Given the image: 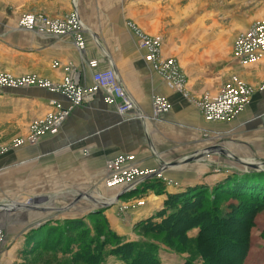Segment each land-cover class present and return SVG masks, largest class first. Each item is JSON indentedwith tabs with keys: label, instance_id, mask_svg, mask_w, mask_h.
Returning <instances> with one entry per match:
<instances>
[{
	"label": "rangeland",
	"instance_id": "1",
	"mask_svg": "<svg viewBox=\"0 0 264 264\" xmlns=\"http://www.w3.org/2000/svg\"><path fill=\"white\" fill-rule=\"evenodd\" d=\"M126 4V26L134 35L136 46L147 54L154 76L158 75L165 86L189 102L205 125L200 132L187 134L188 150L172 161L184 163L168 169L170 175L166 176L167 172L159 174L163 165L158 166L159 161L151 162L148 168L121 161L118 171L111 174L107 172L111 169L109 164L119 158L107 153L80 156L76 147L69 150L64 147L66 150L59 152V147L52 146L54 143L50 141H59V132L67 119L82 117L84 112L91 116L92 109L87 105L95 97L94 92L73 107L70 102H62L65 107L60 108L65 110V116L60 118V125L50 129L54 124H46L45 120L56 114L58 96L65 97V94L38 84L65 88L66 79H78V73L71 72L70 68L72 75L65 80L54 83L44 78L43 68L51 69L54 64L48 56L50 49L56 50L53 45L71 49L73 39L76 48L77 40H81L85 49L73 6H67L66 0H0V80L16 83L33 78L39 81L21 88L0 86V206H11L0 209V264H150V259L153 264H264V199L246 195L247 190L243 194H220L216 188L234 174L254 173L264 177V129L261 127L264 118L247 126L237 124L243 115L249 117L254 112L248 107L256 90L239 80L235 71L258 63L264 55L257 50L252 59H245L251 47L240 46L238 42L252 28L256 31L255 42L264 37V5L253 0H128ZM41 17L49 22L71 17L76 30L66 36L41 35L39 31L45 30L44 23L36 22ZM251 17L254 18L249 20ZM30 22L33 30H27ZM244 25L248 29L237 34L235 31ZM202 37H215L216 43L196 44L195 39ZM83 49L77 48L81 52ZM160 70L165 73L161 75ZM237 83L251 93L244 94L245 99L234 108L232 117L207 121L201 113V101L205 97L212 101L224 88L238 90ZM219 85L222 87L215 94H201L213 92ZM12 89L32 92L42 107L52 103L56 106H51L53 110L49 113L41 112L40 105L11 97ZM155 101L168 107L164 99L153 97L151 110ZM169 110L168 107L160 114L150 112L144 116L150 121L162 122ZM261 113L257 111L250 118ZM150 114L156 116L152 118ZM134 116L132 111L124 118L135 120ZM40 123L44 124L39 126ZM69 127L68 131L73 128ZM95 128L103 129L100 126L92 129ZM162 162L169 164L165 159ZM152 174L164 177L165 182L147 177ZM138 181L144 184L142 192L127 191L130 192L127 197L115 200L118 191ZM186 194L197 200L198 218L183 233H178L174 230H179L188 217L182 215L181 204H171L169 199ZM112 199L113 205L94 216L88 215ZM143 207L151 213L138 217ZM113 216L120 223L119 229L111 221ZM34 230L41 231L34 233ZM47 230L48 233H41ZM58 234L60 243L56 246L36 243L45 239L50 245L53 242L50 240ZM204 239L208 242L206 245ZM86 243L88 257L77 256ZM123 244L137 246H133V253L136 248L138 251L134 254L137 260ZM101 250L98 259H89Z\"/></svg>",
	"mask_w": 264,
	"mask_h": 264
},
{
	"label": "crops",
	"instance_id": "2",
	"mask_svg": "<svg viewBox=\"0 0 264 264\" xmlns=\"http://www.w3.org/2000/svg\"><path fill=\"white\" fill-rule=\"evenodd\" d=\"M253 1L255 4L264 5V0ZM126 2L128 0H66L67 6H73L71 9L76 14L75 21L80 27L79 31L85 43V49L83 52L78 51L73 43L74 39L70 41L71 49L53 45L56 50L50 49L48 56L50 60L54 61V67L51 64V69L43 68L44 70L41 72L45 79L55 83L65 80L75 70L78 73L77 85L84 90H89L94 88L92 75L97 71L111 68L137 109L135 111L136 116H134L135 120L126 121L116 112V105L106 104L104 92L96 90L92 103L87 105L89 109H92L91 116L84 112L82 117L72 116L73 119H67L65 121L67 123L59 132V141L56 139V141L51 140L50 142L54 143L52 146L59 147V152L62 149L69 150V148L76 147L75 149L78 150L80 156H84L85 153H89V156H101L107 153L112 158H128L132 164L146 165V168L153 161L157 163L159 161L158 166H161L162 163H165L162 162L163 159L168 161L167 163H172L174 159L180 157L181 153L188 150L187 134L200 132L205 124L193 107L188 104L189 102L165 86L158 75L154 76L153 68L150 67L151 63L149 64L147 61V54L139 50L135 44L134 35L126 26L128 17ZM61 10H63L62 7ZM261 12L263 11L261 10ZM253 18L251 17L249 20ZM240 28L235 31L238 32L237 34L245 32L248 26L244 25ZM73 30H76V25ZM215 40V37L209 39L202 37L195 39V42L198 45H212L216 43ZM48 46L51 45L48 44ZM46 52L48 51L46 50ZM57 65L59 68H56ZM69 68L72 69L71 72ZM235 71L239 80L256 90L248 107L254 112L249 117L244 113L245 115L237 121V124L247 126L264 118V55L258 63ZM221 87L219 85L215 91H205L201 94H215ZM10 92L17 93L9 94L24 103L42 105L37 98L31 95L32 92L26 91L21 92V94L16 89H12ZM153 97L164 99L170 109L162 122L150 121L145 118L150 112L152 113L151 100ZM58 100L55 102L59 107H65L62 102L69 104V98L61 95L58 96ZM43 110L49 113L53 108L50 105L46 108L44 104V107L41 106V112ZM257 111H263V113L250 118ZM142 116L144 117L142 118ZM253 119H255L254 122ZM71 121L73 122L71 123ZM262 125V129H264V122ZM69 126H72L75 132L72 129L68 131ZM98 126L103 127V129L99 131L96 128L92 129ZM77 128L80 129L77 130ZM96 146L98 147L95 149ZM48 156L51 157V155ZM163 172H167L164 176L170 175L168 169ZM154 180L162 182L164 177ZM173 182L176 183L177 180H173ZM141 189H144V184L136 188L137 191L142 192ZM112 203L114 204L111 201L110 204ZM141 211L144 214L138 213V217L142 215L146 217L151 213L147 207L141 208ZM109 218L111 219V215ZM113 219L111 220L113 225L119 229L118 219H115L114 216ZM113 225H111L112 228H115Z\"/></svg>",
	"mask_w": 264,
	"mask_h": 264
},
{
	"label": "built area",
	"instance_id": "3",
	"mask_svg": "<svg viewBox=\"0 0 264 264\" xmlns=\"http://www.w3.org/2000/svg\"><path fill=\"white\" fill-rule=\"evenodd\" d=\"M42 18V17H41ZM38 18L36 22L41 21L44 23L45 30H40L39 34L44 35V34H49L52 36H66L71 34L74 30L73 27L75 26L74 21L71 17L69 18H60L58 21H45V19ZM73 24V27L71 26ZM33 23L29 24L27 27V30H33L32 26ZM255 29H251L250 33L247 36H241L238 40L240 46H246L248 49L251 50L249 55L245 57V59H252L253 55H255L257 50H260L264 52V37L259 38L256 40L253 39L255 36ZM77 40V38H76ZM82 41L77 40V48L79 50L83 49V44L81 43ZM249 43V44H247ZM237 46V44H236ZM248 53V52H246ZM167 71V70H165ZM161 75L165 73L164 71L160 70ZM36 81L35 79L31 78L30 79H25L22 80L20 79L16 83H11L9 80H0V86L2 88L6 89H11V88H21L24 87L28 84L32 85L35 84ZM92 82L94 84V88L89 89V90H81L77 87V83L75 79H66L65 83L66 86L65 88H62L61 86H52L50 84H44V83H39L38 85L42 88H46L48 90H51L52 92H61L62 94H65L64 96L66 98H69V102L71 103L70 106H78L81 104L82 100L85 98H89V96L96 91V90H101L102 92L105 93V102L106 104H114L116 105V112L121 115V116H126L127 114L131 113L134 109L133 101L130 99V97L126 94L125 90L121 86V84L117 81L115 73L113 70H101L97 71L92 75ZM77 87V88H74ZM238 90H231L224 88L220 92V96H216L212 101H209L206 97L204 98V101H201L200 108L202 115L206 117L207 121H217V120H225L228 117H230L232 111L234 108L238 107L241 105L242 101L245 99L244 94L246 95L250 90H248L244 85L237 83ZM238 92V93H237ZM246 92V93H245ZM155 106L159 108V113L165 112L168 107L166 105L160 106L158 102H154ZM50 106H56L55 103H52ZM64 109H61L59 106H56V114L53 117H48L47 119L50 120H45L46 124L53 125L50 126V129H55L57 126L60 125L61 120L60 118H64L65 113ZM232 117V116H231ZM52 118V119H51ZM54 119H57L54 121ZM37 124V123H36ZM44 123L38 124L39 126ZM55 126V127H54ZM129 159L128 158H119L118 160L111 161V174L118 171V166L121 164V161H126Z\"/></svg>",
	"mask_w": 264,
	"mask_h": 264
},
{
	"label": "trees",
	"instance_id": "4",
	"mask_svg": "<svg viewBox=\"0 0 264 264\" xmlns=\"http://www.w3.org/2000/svg\"><path fill=\"white\" fill-rule=\"evenodd\" d=\"M251 179H253L254 181H251V182L247 181V180H251ZM262 180H264V177L261 178L259 174H254V173H251V174H248V175H245V174H234L232 177H230L229 179L226 180L224 185L220 184L216 188L218 190V193H220V194H243V192L245 190H247L246 192H244L246 195L253 196L256 199H258V198L264 199V181H262ZM202 191H205V190H202ZM202 191H198V192H202ZM190 197L191 196L188 195V194L180 195V196L174 195V196L170 197V199H169L171 204L175 203L176 206L181 204L180 205V211L182 212V215L186 214L187 215L186 218L188 217L187 220H183L184 223L181 224L182 226L179 227V230L178 229L174 230V231H176L178 233H183V231L185 230L184 228L188 227L190 222L191 223L193 222V219H195L196 217L198 218V215L195 212V210H197V208H198V207H195V204H197L196 203L197 200L194 201ZM193 205H194V207H192ZM88 215L91 217V216H94L95 214L94 213L93 214L89 213ZM176 220L179 221V219H176ZM176 220H174V223H175ZM78 221L82 222V219H79ZM37 231L38 230H36V231L34 230V233H40L41 230H39V232H37ZM169 231H172V230H169ZM48 232L49 231L47 230L46 232L42 231L41 233H48ZM59 237H60V234L57 235V238H54L53 240H50L51 242L53 241L52 244H50V245L45 242V241H47L45 239H41V240L37 241L36 243L42 244L43 246H56V244L60 243ZM203 243L206 245L208 242H206L205 239H204ZM103 244L104 243H100L101 246ZM123 245L128 247L127 251H128V253L130 252V254H132V256H134V254H137V252H138L137 248H136L135 253H133V250H135L133 246L137 247L136 245L132 246V245L129 244L130 247L127 244L126 245L123 244ZM87 247H88V243H86L83 246L82 252L78 253L77 256L78 255L79 256H83L84 255L87 258L88 255H89ZM101 253H102V250L101 251H96V252H94V254L91 255V257L89 256V259L90 260L91 259H98L99 256H101ZM73 257H74V255H73ZM137 257L134 256L133 259L137 260ZM214 260H215V262H217V258L214 257ZM152 262L153 261L150 259V264H153ZM232 264H234V263L232 262Z\"/></svg>",
	"mask_w": 264,
	"mask_h": 264
},
{
	"label": "water",
	"instance_id": "5",
	"mask_svg": "<svg viewBox=\"0 0 264 264\" xmlns=\"http://www.w3.org/2000/svg\"><path fill=\"white\" fill-rule=\"evenodd\" d=\"M189 161H191V159L187 160L186 162H189ZM180 163H184V161H182V162H181V161H177V162H172V163H169V164H163V165H162V168H161V170H160V173H161L162 171H164L165 169L173 168V167L179 165ZM251 168L255 169L256 167L252 166ZM160 173H159V174H160ZM147 177H151V178H153V179H158V177H156L155 174L148 175ZM142 184H143V182L140 183L139 181L133 183V184L131 185L132 187L130 186V187L126 188L124 191H121L120 193H118V194L116 195V197H115V200H119V199L122 198L124 195H126V194H128V193H130V192H133L132 190L135 191V190H136V187L139 186V185H142ZM127 191H130V192H127ZM109 205H110V203H109V204H106V205L99 206V207L95 208V209H94L93 211H91V212H92V214H93V213H97V212H99V211H103V210H105V208H107ZM11 210H13V209H11Z\"/></svg>",
	"mask_w": 264,
	"mask_h": 264
},
{
	"label": "bare ground",
	"instance_id": "6",
	"mask_svg": "<svg viewBox=\"0 0 264 264\" xmlns=\"http://www.w3.org/2000/svg\"><path fill=\"white\" fill-rule=\"evenodd\" d=\"M116 79H117V78H116ZM117 81H118V80H117ZM135 111H136V110H133L134 113H135ZM152 113L160 114L161 112L159 113V108H158V107H153ZM154 116H156V115L152 114L151 117L153 118ZM122 117H124V116H122ZM140 118H141V117H140ZM142 118H143V117H142ZM156 118H157V117H156ZM25 138H26V137H25ZM106 168H107V167H106ZM107 172H108V173H111V169L108 168V169H107ZM113 201H114V199H112V202H113ZM34 203H35V202H34ZM110 203H111V201H110ZM12 207H13V205H12ZM19 207H20V206H19ZM26 207H27V206H26ZM1 208L4 209V210H6V209L11 208V206H0V209H1ZM24 208H25V207H24ZM1 239H2V238H1Z\"/></svg>",
	"mask_w": 264,
	"mask_h": 264
}]
</instances>
